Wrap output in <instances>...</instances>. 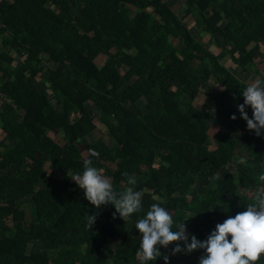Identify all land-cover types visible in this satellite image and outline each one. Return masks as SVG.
I'll return each instance as SVG.
<instances>
[{
    "label": "trees",
    "instance_id": "1",
    "mask_svg": "<svg viewBox=\"0 0 264 264\" xmlns=\"http://www.w3.org/2000/svg\"><path fill=\"white\" fill-rule=\"evenodd\" d=\"M173 1L186 4L194 32L168 0L0 4V264H140L135 225L155 197L205 240L264 190V136L237 110L248 85L238 73H260L255 58L264 62V0ZM88 149L114 190L144 193L140 212L124 221L111 204L85 199L71 176ZM173 247L149 264L163 255L199 264L204 254Z\"/></svg>",
    "mask_w": 264,
    "mask_h": 264
},
{
    "label": "clouds",
    "instance_id": "2",
    "mask_svg": "<svg viewBox=\"0 0 264 264\" xmlns=\"http://www.w3.org/2000/svg\"><path fill=\"white\" fill-rule=\"evenodd\" d=\"M242 104L237 105L240 118L246 121L248 130L256 136H264V79L257 78L248 84L242 92ZM250 106L252 116L249 118L245 107ZM231 119H237L232 115ZM94 149H88L84 160L82 174H75L71 179L83 191L85 199L94 207L111 204L120 218L126 221L133 214L142 210L144 193L129 186L123 191H116L111 181L93 165L91 157H98ZM125 175H127L125 173ZM264 181V175L259 177ZM135 185V180H129ZM158 203H153L143 218L136 222V229L141 234L137 257L140 264L154 262L162 256L160 248L174 245L172 254L191 253L202 249L199 264H258L264 256V190H258L252 197V203L245 211L229 216L222 223H217L205 240H198L195 235L186 231V225L177 222L173 214L161 204L165 201L155 197ZM194 215L189 214L188 218ZM187 218V219H188ZM97 219V214L88 215L86 227L91 230ZM164 264L169 257L163 255Z\"/></svg>",
    "mask_w": 264,
    "mask_h": 264
},
{
    "label": "rangeland",
    "instance_id": "3",
    "mask_svg": "<svg viewBox=\"0 0 264 264\" xmlns=\"http://www.w3.org/2000/svg\"><path fill=\"white\" fill-rule=\"evenodd\" d=\"M169 2H172V4H173V8H174V10L181 16V17H183L184 19V21L187 23V25L189 26V27H191L192 28V31L194 32V29H193V24H194V22H193V19H192V16H191V14L190 13H188V9H187V6H186V4L185 3H183V1H177V2H175V1H173V0H168ZM198 39H200L201 40V42H203L204 44H206L207 46H209V48H211L212 50H213V52L214 53H219L220 55H221V57H222V62H224V63H226L227 65H229V60L227 59V54H224V53H222V50H220V48H216V47H214L211 43H210V40H209V38L207 37V36H200V35H198V37H197ZM262 49H264V48H262ZM22 52H19V53H17V55L19 56L20 54H21ZM17 55H16V57H17ZM103 58H104V55H101L99 58H97L96 59V61H97V63L98 64H100L101 62H103L102 60H103ZM257 58H259V57H257ZM260 60H261V58H259V62H260ZM262 61V60H261ZM263 62V61H262ZM259 65H261V63H259ZM259 65H257V66H259ZM260 67V66H259ZM264 67V66H263ZM237 72V71H236ZM238 75L242 78V79H246V80H252V79H254L255 78V75H253V76H251V77H247V73H238ZM212 86H214L216 89L218 88V86L217 85H215V84H212ZM219 89V88H218ZM202 96H201V94L200 95H198V97L194 100V104L195 103H201L202 101ZM94 114H95V122H96V124H97V126L99 127L98 129H100V130H104V126L102 125V124H100V123H98L97 122V118H98V110L97 109H94ZM218 128H219V126H217L216 124H213V125H211V128L209 129V135H210V140L212 141V135L218 130ZM102 132H103V137H104V140H106V142L107 143H109V144H112V139H111V137L109 136V135H106V133L104 132V131H100V133L102 134ZM50 134L56 139V141H58L59 143H62L63 141L61 140V136H62V134L59 132V133H57V135H55L54 133H52V132H50ZM95 136H100V134H99V132H95ZM209 147H214V143L212 142V143H209ZM82 154L84 155V156H86L87 155V151H83L82 152ZM111 166H113L112 164H111ZM27 209V208H26ZM27 219H29L30 218V215H29V213H27V217H26ZM148 264H149V262H148Z\"/></svg>",
    "mask_w": 264,
    "mask_h": 264
},
{
    "label": "crops",
    "instance_id": "4",
    "mask_svg": "<svg viewBox=\"0 0 264 264\" xmlns=\"http://www.w3.org/2000/svg\"><path fill=\"white\" fill-rule=\"evenodd\" d=\"M171 3H172V2H171ZM200 36H202V34H200ZM203 37H204V36H203ZM207 37H208V36H207ZM262 48H264V46H262ZM262 48H261V50L263 51L264 49H262ZM227 59L229 60V65H230L231 67H233L234 65L231 64V61H230L228 55H227ZM255 61H256V65H259V63H261V65H259L260 67H259V66L256 67L257 69L260 70V73L258 72V73L255 74L254 71L245 72V73L248 74L247 77H251V76L255 75V78L252 79V80H246V79L243 80V81H245V82L248 83V84L254 82V80L257 79V78L264 79V67H263V66H264V62H262L261 60H260V62H259V61H258V58H255ZM223 63H224V62H223ZM224 64L227 66L226 63H224ZM229 65H228V66H229ZM216 85L218 86V88L221 87L219 84H216ZM218 88H217V89H218Z\"/></svg>",
    "mask_w": 264,
    "mask_h": 264
},
{
    "label": "built area",
    "instance_id": "5",
    "mask_svg": "<svg viewBox=\"0 0 264 264\" xmlns=\"http://www.w3.org/2000/svg\"><path fill=\"white\" fill-rule=\"evenodd\" d=\"M13 0H0V4L1 3H3V2H12ZM3 23H2V21H1V19H0V27H3Z\"/></svg>",
    "mask_w": 264,
    "mask_h": 264
}]
</instances>
